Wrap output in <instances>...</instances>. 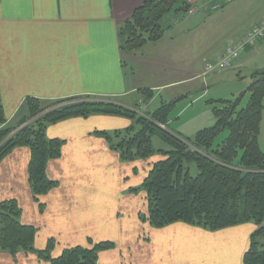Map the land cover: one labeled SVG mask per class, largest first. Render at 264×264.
I'll return each instance as SVG.
<instances>
[{"label":"crops","instance_id":"obj_1","mask_svg":"<svg viewBox=\"0 0 264 264\" xmlns=\"http://www.w3.org/2000/svg\"><path fill=\"white\" fill-rule=\"evenodd\" d=\"M144 1L0 0V97L6 119L12 118L27 96L60 100L96 95L130 108L142 100L140 88L153 91L149 102L142 104L148 109L156 97H162L158 88L174 90L167 88L209 75L201 73L204 64L217 59L225 45L239 41L250 28L246 24L264 18L263 8L249 22L244 19L236 26L234 12L241 6L248 9L251 1L236 0L238 4L227 12L226 4L212 7L223 0H204L194 13H183L195 18L185 19L182 12L164 17L166 30L160 40L122 53L117 28ZM218 9L222 10L216 13ZM220 34L228 41L221 37L217 46L212 36ZM208 40L214 44L211 51L203 45ZM197 60L203 67L195 68ZM229 69L237 70L239 76L248 70L251 81L252 74L264 71V38L245 47L225 70ZM176 90V97L185 95ZM130 122L119 115L95 114L46 127L48 138L63 139L64 144L61 156L47 163L46 175L57 185L40 195L41 212L29 188L28 146L15 147L0 162V201H18L20 221L37 227L33 246L43 249L53 239L51 256L55 257L66 247L89 248L91 242L109 240L115 246L98 253L100 264H243L249 236L256 229L253 222L211 231L182 221L153 228L138 218L146 211L145 196L142 191H128L139 184L127 183L125 177L134 173L136 181L138 177L142 181L160 155L124 162L95 134L126 128ZM170 123L168 127L183 138L199 130L186 137L185 129L175 132ZM263 128L264 111L259 137L264 151ZM0 264L50 263L33 252L21 250L13 257L0 249Z\"/></svg>","mask_w":264,"mask_h":264},{"label":"trees","instance_id":"obj_2","mask_svg":"<svg viewBox=\"0 0 264 264\" xmlns=\"http://www.w3.org/2000/svg\"><path fill=\"white\" fill-rule=\"evenodd\" d=\"M188 9L186 0L144 1L117 28L121 52H133L160 40L166 30L163 18L172 10L188 13ZM252 75L253 80L233 100L208 101L209 104L220 103L212 108L215 120L191 138L181 137L167 125L181 97L161 101L156 109L149 110L140 103L129 108L96 95L60 100L27 96L18 107L15 121L6 119L0 97V162L15 147L28 146L29 188L41 212L44 204L39 200L40 195L57 185L56 180L46 175L47 163L61 156L64 144L63 139L48 138L46 127L77 116L125 117L131 120L126 128L96 130L95 134L105 139L124 162L160 155L149 166L140 185L128 189L144 193L146 211L140 212L138 218L149 222L153 228L182 221L211 231L253 222L257 227L249 236L242 261L243 264H264V151L259 144L264 111V71ZM137 91L142 103L147 104L153 96L151 89ZM246 94L248 99L242 105ZM224 130L227 136L215 143ZM154 136L167 148L154 149ZM191 164L198 170L194 176ZM20 216L18 201H0V249L13 257L22 250L33 252L50 264H100L98 253L115 246L109 240L91 242L93 245L89 248L77 244L53 257L54 240H48L43 249H36L33 244L37 227L23 224Z\"/></svg>","mask_w":264,"mask_h":264},{"label":"rangeland","instance_id":"obj_3","mask_svg":"<svg viewBox=\"0 0 264 264\" xmlns=\"http://www.w3.org/2000/svg\"><path fill=\"white\" fill-rule=\"evenodd\" d=\"M237 1H241V0H237ZM236 0L231 1L230 3H227L226 6V11L228 12L230 10V8L233 9V6H235L236 4H238ZM250 2V7L248 9H246V6H241L242 8L241 11L239 13H236V11L240 10L237 9L233 16L235 19V25L236 26H241V22L245 19L246 23L249 22L254 16H256L257 12L262 10L264 8V0H243V2ZM233 2V3H232ZM259 5V6H257ZM257 6L255 9H257L255 12H251L250 10H252V7ZM222 9H218V11L216 13L221 12ZM179 15V13H176V11L172 10V12L168 13L165 17L169 18L172 15ZM185 19L188 18H195L194 17H189L186 14L182 15ZM181 16H177V17H181ZM183 18V19H184ZM257 21V20H256ZM261 21V20H260ZM254 22H250L248 24H246V27L251 26V24ZM258 23V22H255ZM254 25V24H252ZM176 26V24H175ZM223 33V32H222ZM221 33V34H222ZM217 35V36H212V38L216 41V44L218 46L219 42H220V38H225L226 36H221ZM208 45L207 44H203V42H201L200 44H203L205 47L208 48V51H211L210 47H213V41L212 40H208ZM195 53V50H194ZM200 54V53H199ZM195 68L198 69L199 67H203L200 64H198V60L195 61ZM167 73H170V75H173L174 72L172 71V73L170 72L169 69L166 70ZM203 72V68L201 73ZM200 73V74H201ZM238 71L236 70H221V71H214V72H210L209 75L207 74H203V75H207L205 76V78L202 77H198L195 80H190L188 79L186 81L185 84H182L180 86H175L174 88H167V89H174V90H164L162 91L161 88H158V92H160V94L162 95V97H156L155 100L153 101L152 104H149V110H153L155 107H157V105L160 104L161 99H170V98H174L178 95V91L176 89H179V93H182L181 91H185L183 93H185L184 96H182L178 102L176 103L175 107L172 110V114L170 116L169 121L171 122L170 125L173 128V130L175 132H177V130L179 129H185L188 133H184L183 135L186 137H189V134H193L196 130H200L202 127L206 126H211L215 120L214 117V112L212 111V108L214 106H218L220 105V103L217 101L216 103H212L209 104L208 101L212 100H218V99H230L233 100L234 97L241 92L242 90H245V88L247 87L246 85L248 84V82H250V78L251 75H249L248 70H244V72L241 73V76L238 75ZM159 77H155V79H157ZM164 78V77H163ZM163 78H159V79H163ZM165 79V78H164ZM247 94L244 97V100L242 102V105H244L247 101ZM21 105V104H20ZM138 105V104H137ZM20 107V106H18ZM19 109V108H18ZM18 109L16 110V112L18 111ZM14 113V115L12 116L11 119H13V121H15V118H17L19 112ZM178 114V117L176 119L173 120V118ZM20 117V116H19ZM262 121V120H261ZM184 124L182 127L180 125ZM123 129V128H122ZM170 130V129H169ZM171 131V130H170ZM181 131V130H179ZM264 131V128H263ZM193 132V133H192ZM264 133V132H263ZM192 136V135H191ZM227 136V130H224V132H222L215 140V143H220L225 137ZM153 147L154 149H166L167 146L164 145V143L156 136H154L153 138ZM198 173V170H196L195 165L191 164V175L194 176ZM141 178L142 177H138V182L136 181V177L133 173V175H131V177H125V182H133L134 184L136 183H140L141 182ZM140 185V184H139ZM255 226V225H254ZM257 227V226H255ZM206 229V228H205ZM208 230V229H207Z\"/></svg>","mask_w":264,"mask_h":264},{"label":"built area","instance_id":"obj_4","mask_svg":"<svg viewBox=\"0 0 264 264\" xmlns=\"http://www.w3.org/2000/svg\"><path fill=\"white\" fill-rule=\"evenodd\" d=\"M204 0H186L189 4L188 13L192 14L197 10V5L199 2ZM233 0H223V2H215L213 3V8L222 7L227 3H230ZM264 38V18L258 23H254L252 27L250 26L247 29L243 36L236 43L227 44L224 47V50L221 52L220 56L215 60H209L204 65L203 74H210V72L221 71L224 69L231 68L233 66V62L236 61L241 54L243 53L245 47L254 45L259 40ZM141 103V101H140Z\"/></svg>","mask_w":264,"mask_h":264}]
</instances>
